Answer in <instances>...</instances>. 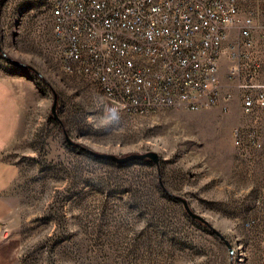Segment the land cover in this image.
<instances>
[{"label": "rangeland", "instance_id": "obj_1", "mask_svg": "<svg viewBox=\"0 0 264 264\" xmlns=\"http://www.w3.org/2000/svg\"><path fill=\"white\" fill-rule=\"evenodd\" d=\"M60 57L50 0H0V73L19 81L21 98L20 132L6 149L20 170L3 224L18 244L14 264H260L262 216L239 196L232 131L256 121L264 144V110L243 116L222 70L226 110L127 114L66 75ZM81 147L154 152L159 163L117 164ZM253 208L256 231L243 222Z\"/></svg>", "mask_w": 264, "mask_h": 264}, {"label": "built area", "instance_id": "obj_2", "mask_svg": "<svg viewBox=\"0 0 264 264\" xmlns=\"http://www.w3.org/2000/svg\"><path fill=\"white\" fill-rule=\"evenodd\" d=\"M50 14L63 72L120 112L226 110L233 95L222 94V70L243 116L264 110V0H53ZM255 122L232 131L251 168L264 163ZM254 201L264 233V184Z\"/></svg>", "mask_w": 264, "mask_h": 264}, {"label": "crops", "instance_id": "obj_3", "mask_svg": "<svg viewBox=\"0 0 264 264\" xmlns=\"http://www.w3.org/2000/svg\"><path fill=\"white\" fill-rule=\"evenodd\" d=\"M14 75V74H12ZM13 79V78H12ZM19 81L11 80L0 73V264H14L18 250L15 238H4L1 229L12 211L9 191L19 176V166L6 157V149L20 132ZM237 176L239 183V196L244 201L255 200L260 186L261 169L248 167L245 163H237ZM254 211L243 222L252 219L255 225L252 230L259 228L257 213Z\"/></svg>", "mask_w": 264, "mask_h": 264}, {"label": "water", "instance_id": "obj_4", "mask_svg": "<svg viewBox=\"0 0 264 264\" xmlns=\"http://www.w3.org/2000/svg\"><path fill=\"white\" fill-rule=\"evenodd\" d=\"M90 155H92L95 158H99V159H104L106 161H111L117 164H125L129 161L132 160H149L151 163L158 165L159 163V156L154 153V152H148V153H144V154H131L125 157H116L114 155H110V154H98V153H94L92 151H87ZM184 204V208L187 212V214L193 218V219H197V220H201V218L197 215H194L188 208L187 204L185 202H183ZM228 250L229 252L231 251L230 245L227 244Z\"/></svg>", "mask_w": 264, "mask_h": 264}, {"label": "trees", "instance_id": "obj_5", "mask_svg": "<svg viewBox=\"0 0 264 264\" xmlns=\"http://www.w3.org/2000/svg\"><path fill=\"white\" fill-rule=\"evenodd\" d=\"M82 148V147H81ZM83 151H86L84 148H82ZM87 152V151H86ZM99 159V158H98ZM100 160H104V159H100ZM106 161V160H105ZM158 183H159V187L161 188V190H163L165 193H167V191L165 190L163 184L160 182V178H157ZM168 194V193H167ZM204 223V222H203Z\"/></svg>", "mask_w": 264, "mask_h": 264}, {"label": "bare ground", "instance_id": "obj_6", "mask_svg": "<svg viewBox=\"0 0 264 264\" xmlns=\"http://www.w3.org/2000/svg\"><path fill=\"white\" fill-rule=\"evenodd\" d=\"M50 5H53V0H50ZM150 113H154V112H150ZM150 113H148V114H150ZM246 226H247V224H246ZM235 253L236 252L233 249H231L230 254L234 255Z\"/></svg>", "mask_w": 264, "mask_h": 264}]
</instances>
